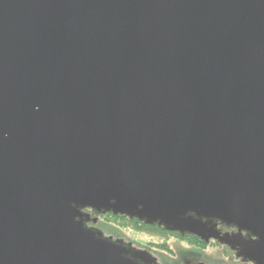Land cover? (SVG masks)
Here are the masks:
<instances>
[{"label":"water","instance_id":"obj_1","mask_svg":"<svg viewBox=\"0 0 264 264\" xmlns=\"http://www.w3.org/2000/svg\"><path fill=\"white\" fill-rule=\"evenodd\" d=\"M72 202L264 264V0H0V264H135Z\"/></svg>","mask_w":264,"mask_h":264},{"label":"clouds","instance_id":"obj_2","mask_svg":"<svg viewBox=\"0 0 264 264\" xmlns=\"http://www.w3.org/2000/svg\"><path fill=\"white\" fill-rule=\"evenodd\" d=\"M39 108V105L36 106ZM5 136L8 134L5 133ZM110 204L116 203V198L113 197ZM72 206L76 208L79 215L74 217V220L81 223L85 229L93 231V234L98 239L108 240L116 244L118 247L125 249L122 255L127 260L134 261L135 264H141L142 258L134 255V252H144L145 249L150 251H165L166 259L161 261L160 264H185V259L191 261V264H256L251 258H246L241 254L239 245L232 246L228 241L221 239L216 235L202 242L200 247L197 248L192 241V237L188 235L180 236L179 234L173 236L168 240H151L145 239L137 235L134 231L117 232L114 229L106 227L108 223L115 220L117 217L113 216L114 207L100 206L97 207L92 203L77 204L72 202ZM142 207V205H139ZM128 213L126 211H123ZM139 216L138 214H134ZM186 215L197 217L195 211L189 210ZM202 221H207L208 216H199ZM126 219V218H125ZM215 224L216 230L223 236L225 232L229 236L239 234L245 239L251 237L252 240L258 239L249 229L240 227L237 223H230L218 216L211 217ZM159 220V219H157ZM155 221V220H154ZM224 225L223 230H219V226ZM156 245H164V248H156ZM193 251L199 253V259H193L189 254Z\"/></svg>","mask_w":264,"mask_h":264},{"label":"rangeland","instance_id":"obj_3","mask_svg":"<svg viewBox=\"0 0 264 264\" xmlns=\"http://www.w3.org/2000/svg\"><path fill=\"white\" fill-rule=\"evenodd\" d=\"M106 227L110 228V229H114L117 232H125V231H134L136 232L137 235L141 236L142 238L145 239H151V240H168L170 238H172L170 235H152L150 233L147 232H143L139 229L136 228H132L131 226L128 225V223L126 222V220H119V219H115L112 220L110 223H108L106 225ZM156 248H159L157 245L155 246ZM197 248L200 247V245H196ZM151 254L155 257L158 258V262L160 261H164L166 259V253L165 251H151ZM193 259H199V253L197 251H193L192 253L189 254ZM161 257V259H160Z\"/></svg>","mask_w":264,"mask_h":264},{"label":"trees","instance_id":"obj_4","mask_svg":"<svg viewBox=\"0 0 264 264\" xmlns=\"http://www.w3.org/2000/svg\"><path fill=\"white\" fill-rule=\"evenodd\" d=\"M114 217H117L116 219H119V220H126V222L128 223L129 226H131L133 229L136 228V229H139L143 232H147V233H150L152 235H166V231L164 228L158 226L157 224L155 225H148L146 224L145 222H140L138 221V219L136 218H133V219H129L127 218L126 216H120V215H113ZM126 218V219H125ZM169 234H171L172 236H175L177 234H179L178 232L175 233V232H170ZM180 235V234H179ZM181 236V235H180ZM188 236L192 237V243L194 245H201V243L203 241H201L200 239L196 238L195 236L193 235H189ZM159 248H164L165 246L164 245H157Z\"/></svg>","mask_w":264,"mask_h":264},{"label":"flooded vegetation","instance_id":"obj_5","mask_svg":"<svg viewBox=\"0 0 264 264\" xmlns=\"http://www.w3.org/2000/svg\"><path fill=\"white\" fill-rule=\"evenodd\" d=\"M167 233H166V235H170L171 237H173L171 234H169L170 233V231H168V230H165ZM157 235V234H156ZM149 251L150 253H151V251L150 250H148V249H145V251ZM153 256V255H152ZM155 258V257H154ZM160 259H161V257H160ZM155 260L157 261V263L156 264H160V261L158 262V258H155ZM154 264H155V262H154ZM185 264H191V261L190 260H188L187 258L185 259Z\"/></svg>","mask_w":264,"mask_h":264}]
</instances>
